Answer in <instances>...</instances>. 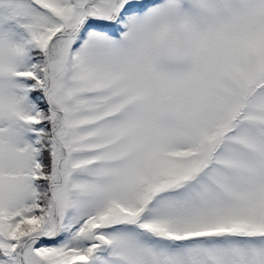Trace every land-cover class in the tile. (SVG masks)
<instances>
[{"label": "snow or ice", "instance_id": "6c2138e0", "mask_svg": "<svg viewBox=\"0 0 264 264\" xmlns=\"http://www.w3.org/2000/svg\"><path fill=\"white\" fill-rule=\"evenodd\" d=\"M0 264H264V0H0Z\"/></svg>", "mask_w": 264, "mask_h": 264}]
</instances>
